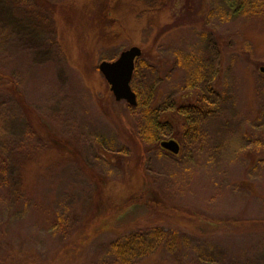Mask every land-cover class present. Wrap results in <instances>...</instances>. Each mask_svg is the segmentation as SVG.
Masks as SVG:
<instances>
[{
  "label": "rangeland",
  "instance_id": "1",
  "mask_svg": "<svg viewBox=\"0 0 264 264\" xmlns=\"http://www.w3.org/2000/svg\"><path fill=\"white\" fill-rule=\"evenodd\" d=\"M44 1L50 8L0 0V71L13 75L48 132L71 149L36 121L29 124L19 102L0 87V145L12 178L10 185L3 181L0 168V251L35 253L37 264H118L102 260L107 245L157 224L162 245L132 264H204L199 258L208 257L215 264H264L256 229L220 224L264 218V200L245 195L249 188L264 193V74L258 69L264 14L232 13L223 0ZM133 45L142 55L132 90L154 109H168L161 141L175 139L178 155L142 142L144 156H137L121 123L137 131L144 107L116 101L98 71L99 62ZM198 64L208 83L188 90ZM209 82L218 114L198 123V135H186L168 103L177 108L194 94L209 96ZM139 169L165 208H121L144 188ZM92 174L108 183L116 209L85 229L95 209ZM183 208L198 223L178 213ZM56 214L63 221L52 230Z\"/></svg>",
  "mask_w": 264,
  "mask_h": 264
},
{
  "label": "trees",
  "instance_id": "2",
  "mask_svg": "<svg viewBox=\"0 0 264 264\" xmlns=\"http://www.w3.org/2000/svg\"><path fill=\"white\" fill-rule=\"evenodd\" d=\"M38 4H42L45 7L49 5L45 3L44 0H34ZM224 6L227 7L232 13H238L242 8L250 9L252 13L255 14H264V0H223ZM10 26V25H9ZM137 62V61H136ZM135 62V64H136ZM141 64V62H139ZM137 65V64H136ZM135 65V68H136ZM199 65L194 69L193 77L187 82L186 88L194 89L195 87L202 86L208 82H206L209 78L207 75V71H203L201 68H199ZM203 69L205 67L202 66ZM135 71V69H134ZM134 74V72H133ZM207 75V76H206ZM7 80V81H6ZM210 85V82H209ZM3 86L5 90H9L12 96L16 99V101L19 102L21 110L24 112V115L27 119V122L29 124H32L33 120L36 121V123L42 127L43 131L47 133L49 138L53 141L60 142L62 146H65L67 149H71V147L68 145L66 141H62L54 134H51L48 132L46 126L44 125L43 121H40L38 118V115L33 109L28 106V104L23 100L22 94L20 90L17 88L16 80H14V77L12 74H4L0 71V87ZM6 86V87H4ZM189 90V89H188ZM209 92V96L206 94L202 95L199 93V95H192L188 101L183 103L181 106L175 108L171 104L172 102H169L167 108L170 109L171 114L173 113L174 120L176 123L177 128L180 127L181 132L186 133V135L190 134V132H193L195 135L199 134V128L198 123L202 120H205L208 117L217 115L218 108H217V94L212 90V87L210 85V88L207 89ZM137 96V104L136 107L143 108L142 111V119L141 123L138 126L137 131L134 130V128L130 127L128 125V122L125 121L121 123L122 128L125 130V132L128 133L129 138L132 139L137 143V149L138 153L137 156L139 158L144 156V149H141V143H151L154 144L156 148H159V142L161 141V134L163 133V129H165L168 125V122L162 119V115L164 114L166 109L163 111H159L154 109L155 106L151 107L150 105H156L155 103L149 101V102H141L140 96ZM143 105V106H142ZM182 128V129H181ZM181 150V148H180ZM180 153V152H179ZM178 153V154H179ZM177 154V155H178ZM260 160L256 158L255 163H259ZM142 159H141V167L142 168ZM9 159L7 155L4 154L1 145H0V168L5 169V172H2L3 181L8 182L10 185L12 178L11 176H8L7 168H9ZM140 173L138 172L139 176L142 178L141 181H143L144 188L140 190L139 192L130 193L129 197L124 200V205L121 206V208H130L134 204L137 205H145V209L148 208L153 210V213L155 211L164 206L163 201H160L156 196H153V191L149 189L148 182L145 180L144 177V170L139 169ZM93 177L91 178L92 182L95 183L96 187L94 189V196H93V203L95 204V209L92 210V213L90 216H87L86 220L83 221L82 227L86 229L88 227V223L93 218H98L103 213H109L113 212L116 207L111 206L112 203H109L110 200L113 199V196L110 193H108V190H106L108 183L104 182V180L98 175V174H92ZM2 179V178H1ZM259 188L256 190H253L251 188L247 189L245 192V195L248 193L249 197H258L261 201L264 200V193L261 191H258ZM151 196V202L145 201L147 198ZM154 197V199L152 198ZM9 203L4 202L2 203V206L5 210L8 208H5V206H8ZM134 206V207H135ZM18 209V208H17ZM17 209H13V212H18ZM180 214H185V216L189 217L193 221H197V219H193L190 216H193L194 213L186 211L184 208L181 211H178ZM155 215V214H154ZM56 219V226H51L52 230H55L57 228V224H59L62 220L58 214L55 216ZM155 220V219H154ZM157 220V218H156ZM225 223L232 224L236 229H239L241 227H248L250 226L251 229H256V232L260 234L261 239L264 240V218H258V219H229L223 220L220 224L225 225ZM213 224V222H212ZM157 224H155L156 226ZM217 225V224H216ZM215 225V226H216ZM150 226L148 229L149 231H136L132 230L128 233H121L118 238L115 240H112L110 244H108L107 249L102 253L101 258L102 260H114V262H117L118 264H132L134 261H137L139 259H142V257L150 256L153 254V252L162 245L161 241L163 240L164 233L161 232V227H155ZM3 224L0 225V235L2 234L3 230ZM177 242V241H176ZM175 242V243H176ZM66 248L69 247V244L67 246H63ZM173 248V246H170ZM62 249V248H61ZM36 254L24 251V250H13V249H4L3 252L0 251V264H37L35 262ZM30 259V260H29ZM199 261H201L204 264H215L214 260L210 257L203 259L199 258ZM42 264V263H40Z\"/></svg>",
  "mask_w": 264,
  "mask_h": 264
},
{
  "label": "water",
  "instance_id": "3",
  "mask_svg": "<svg viewBox=\"0 0 264 264\" xmlns=\"http://www.w3.org/2000/svg\"><path fill=\"white\" fill-rule=\"evenodd\" d=\"M113 61L102 60L98 64V71L104 77L112 96L116 101H124L131 107H136L137 96L132 90L131 81L135 69V62L142 53L140 47L133 45L122 52ZM259 72L264 74V65L258 67ZM159 145L164 150L172 154L180 152L178 142L169 138V140H162Z\"/></svg>",
  "mask_w": 264,
  "mask_h": 264
}]
</instances>
